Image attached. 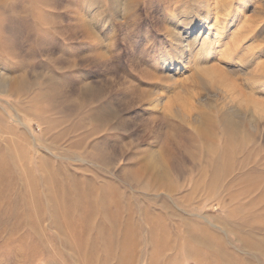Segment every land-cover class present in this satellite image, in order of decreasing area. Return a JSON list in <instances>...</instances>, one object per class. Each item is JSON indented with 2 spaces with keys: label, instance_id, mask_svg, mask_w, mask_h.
I'll return each instance as SVG.
<instances>
[{
  "label": "rangeland",
  "instance_id": "rangeland-1",
  "mask_svg": "<svg viewBox=\"0 0 264 264\" xmlns=\"http://www.w3.org/2000/svg\"><path fill=\"white\" fill-rule=\"evenodd\" d=\"M118 2L0 0V264H264V0L217 74L162 68L200 0Z\"/></svg>",
  "mask_w": 264,
  "mask_h": 264
},
{
  "label": "bare ground",
  "instance_id": "bare-ground-1",
  "mask_svg": "<svg viewBox=\"0 0 264 264\" xmlns=\"http://www.w3.org/2000/svg\"><path fill=\"white\" fill-rule=\"evenodd\" d=\"M232 1L227 2L229 4ZM247 1L235 0V3L227 10L228 7L224 6L221 2L220 5L218 3L215 5V3L212 4L214 1L200 0L199 18L192 23L185 22L183 24L184 27L193 24V28H196L194 32H190L183 37L177 29V26H173V24L169 26L171 28H169L171 30L169 34L173 39L171 44L176 46L177 49L169 62L162 63V68L167 71L166 69L170 66L175 74L184 73L189 67H197L195 74L203 71H206V73H219L221 71L220 64L223 62L222 60L227 61L226 58L229 55V50H231L228 46H224L227 42L225 43L223 37L225 24L222 25V19H225L227 24L236 23V20L243 15L241 17L242 19ZM115 8V15L117 18L122 19L130 10V5L128 0H119ZM220 15L223 17L220 18ZM211 39L220 41L221 43L219 42V45L217 44L212 47L210 44ZM182 41L185 43L183 44ZM201 55L204 56L202 59H199ZM165 59L167 58L163 60Z\"/></svg>",
  "mask_w": 264,
  "mask_h": 264
}]
</instances>
